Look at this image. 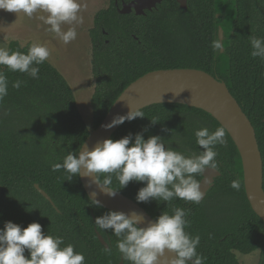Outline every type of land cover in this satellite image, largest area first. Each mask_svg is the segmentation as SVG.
Listing matches in <instances>:
<instances>
[{
	"label": "trees",
	"instance_id": "1",
	"mask_svg": "<svg viewBox=\"0 0 264 264\" xmlns=\"http://www.w3.org/2000/svg\"><path fill=\"white\" fill-rule=\"evenodd\" d=\"M133 0H109L98 11L89 30L92 128L101 123L122 91L139 77L156 70L195 69L224 82L254 127L263 163L264 189V60L251 55L250 37H264V0H187L181 9L177 0H163L145 15L120 14L122 4ZM223 31V49H212L218 31ZM30 45L10 41V51L26 53ZM7 66H4L6 70ZM39 78L6 72L8 95L0 102V229L6 221L22 228L32 222L42 230L62 236L64 244L83 252L85 264H129L120 259L111 230L98 231L94 225L107 209L90 206L80 178L67 180L63 170L52 171L69 152L85 142L90 130L76 104L74 94L48 61L38 66ZM25 83L19 89L12 82ZM144 118L123 123L111 136L118 140L142 130L144 138L159 135L166 145L186 155L203 151L195 131H215L220 123L202 109L181 104H154L142 109ZM155 118L157 123L151 120ZM92 129V130H93ZM176 133H179L177 135ZM227 143L217 145L220 176L201 203L175 199L171 204L151 200L137 203L136 195L145 182L131 181L119 191L143 208L154 220L172 206L191 212L185 230L201 237L197 252L205 264H239L235 253L259 251L264 264V222L252 211L245 195L239 151L226 131ZM239 191L230 187L235 178ZM202 176L197 177L201 180ZM103 179V177H101ZM38 185L55 208L34 188ZM114 190H119L113 180ZM99 233L112 254L97 238ZM26 258H30L25 252Z\"/></svg>",
	"mask_w": 264,
	"mask_h": 264
},
{
	"label": "clouds",
	"instance_id": "2",
	"mask_svg": "<svg viewBox=\"0 0 264 264\" xmlns=\"http://www.w3.org/2000/svg\"><path fill=\"white\" fill-rule=\"evenodd\" d=\"M84 7L86 5L81 0H0V10L23 13L28 18L38 11L46 13L37 19L48 26L46 32L65 45L77 38V28L84 23L81 15ZM64 26H67L66 30ZM250 44L251 55L264 60V37L251 36ZM211 47L221 52L223 40H213ZM50 56L51 50L46 42L32 43L26 53L0 46V102L8 95L9 79L6 72L24 73L38 79V66ZM4 66H7L6 70ZM22 83L25 82L17 79L11 86L19 89ZM128 107L130 110L127 114L114 116L102 127L108 130L125 121L145 117L142 108ZM151 122L157 123L155 118ZM144 131L129 133L118 140L104 139L91 149L83 145L78 153L69 152L62 163H53L52 171L63 170L68 174L67 180L77 176L89 178L90 184L94 183L101 193L110 198H115L129 182L135 181L145 182L135 197L137 203L155 200L158 204L166 202L169 205L177 198L200 203L206 194L202 182L207 185L214 179L205 177V171L219 172L216 146L226 145V127L222 125L215 131L207 127L197 129L196 143L203 151L190 155L166 145L159 135L145 139ZM199 176L204 179H197ZM114 179L118 182L119 190L113 188ZM230 187L239 191L240 179H233ZM90 201V206H103L96 192L91 193ZM190 212V209L172 206L171 213L163 210L154 222L140 227L144 217L135 210L128 213L109 210L96 217L94 225L98 231L111 230L119 238L115 247L120 259L129 264H205L207 258L197 252L200 235L192 236L185 230L191 223L187 219ZM26 251L30 258H26ZM104 251L107 255L112 254L111 247H105ZM166 251L174 255L170 258ZM0 264H85V255L75 251L73 244L65 245L62 236L45 233L38 222L22 228L12 221H6L0 229Z\"/></svg>",
	"mask_w": 264,
	"mask_h": 264
},
{
	"label": "water",
	"instance_id": "3",
	"mask_svg": "<svg viewBox=\"0 0 264 264\" xmlns=\"http://www.w3.org/2000/svg\"><path fill=\"white\" fill-rule=\"evenodd\" d=\"M162 1L163 0H133L128 4L123 3L122 9L119 10V13L128 14L131 10H134L136 15H143L144 10L147 9L151 11ZM177 3L181 9L187 8V0H177ZM218 38L223 40L222 29H219L218 31ZM181 78L189 81H195L200 84L219 104H221V106H223L229 115L231 126L234 129L236 138L227 127L226 131L234 141L241 157L246 199L252 211L260 220L264 222L263 163L254 127L236 99L229 92L226 84L224 82L218 81L215 77L204 71L195 69L156 70L139 77L130 83L117 97V99H120H116L114 101L101 123L98 125V127L90 132L83 145L91 149L97 142H102L104 139L111 138L114 132L122 124L108 130L102 126L109 123L112 118L118 114H127L130 110L128 105L133 109H144L154 104H181L163 101L170 88L174 85V82ZM198 109H202L209 113L220 123L221 126L223 125L213 115V113L203 108ZM204 176L208 177L209 179L214 177L211 184L205 185L202 182V188L206 192L204 196L205 198L209 190L214 186L215 179L220 176V172L206 170ZM79 178L88 198L90 199L92 192H96L97 199L101 201L103 208L107 210L123 211L125 213L135 210L144 217V223L139 225L140 227L146 226V224L150 221H155L143 208L124 195L118 193L115 198H110L107 195L101 193L94 183L90 184L89 178ZM203 179L204 177L202 176L201 180ZM34 188L55 208V205L51 201L50 197L42 189H40L38 185H34ZM204 198L201 200V202L204 200ZM97 238L104 247H108V244L99 233H97ZM166 255L171 258L174 253H169L166 251Z\"/></svg>",
	"mask_w": 264,
	"mask_h": 264
},
{
	"label": "rangeland",
	"instance_id": "4",
	"mask_svg": "<svg viewBox=\"0 0 264 264\" xmlns=\"http://www.w3.org/2000/svg\"><path fill=\"white\" fill-rule=\"evenodd\" d=\"M83 5L81 15L84 23L77 28V38L65 45L53 34L45 29L47 25L37 19L39 15H46L37 12L32 18L23 13L15 14L0 10V46L7 48L10 41H17L21 46L31 45L34 42H46L51 50L48 61L66 80L70 86L77 104V108L87 125L92 131V107L91 97L94 91V80L91 74V43L89 30L93 26L95 14L106 9L109 0H81ZM65 30L67 26H64ZM239 264H260L259 251L249 255L235 253Z\"/></svg>",
	"mask_w": 264,
	"mask_h": 264
},
{
	"label": "bare ground",
	"instance_id": "5",
	"mask_svg": "<svg viewBox=\"0 0 264 264\" xmlns=\"http://www.w3.org/2000/svg\"><path fill=\"white\" fill-rule=\"evenodd\" d=\"M174 93L180 94L175 95ZM163 101L181 103L191 107L208 110L213 113V115L227 127L236 138L234 129L231 126L230 117L226 110L197 82L182 78L176 80Z\"/></svg>",
	"mask_w": 264,
	"mask_h": 264
},
{
	"label": "flooded vegetation",
	"instance_id": "6",
	"mask_svg": "<svg viewBox=\"0 0 264 264\" xmlns=\"http://www.w3.org/2000/svg\"><path fill=\"white\" fill-rule=\"evenodd\" d=\"M155 8H156V7H155ZM155 8H153V9H155ZM153 9H152V10H153ZM152 10H151V11H152ZM146 11H149V10H147V9L144 10V14H143V15H145V12H146ZM132 12H134V10H131L128 14H130V13H132ZM134 13H135V12H134Z\"/></svg>",
	"mask_w": 264,
	"mask_h": 264
}]
</instances>
